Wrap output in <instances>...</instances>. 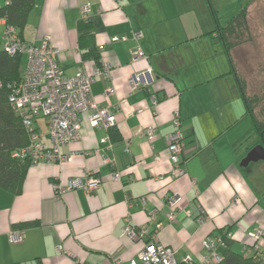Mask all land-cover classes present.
<instances>
[{
  "label": "crops",
  "instance_id": "crops-1",
  "mask_svg": "<svg viewBox=\"0 0 264 264\" xmlns=\"http://www.w3.org/2000/svg\"><path fill=\"white\" fill-rule=\"evenodd\" d=\"M255 1L34 0L20 39L36 45L49 36L67 77L80 67L93 76L97 68L109 66L106 75L94 77L91 94L98 107L114 113L115 126L110 134L111 129L93 127L82 114L80 140L60 148L63 161L30 166L18 195L0 191V264L138 261L149 236L132 240L122 233L127 224L154 233L156 243L175 251L178 263L189 257L199 264L206 255L202 242L225 228L231 229V250L247 255L251 232L264 231V159L243 163L251 124L214 17L224 26L247 6L250 22ZM5 4L0 0V8ZM85 4L91 8L90 47L99 66L83 59L87 49L78 43ZM226 5L232 6V17L225 21L220 13ZM249 27L251 40L243 34L230 52L239 72L245 54L249 62L260 54L253 46L259 39ZM135 32L142 33L138 41ZM138 48L145 58L131 62ZM134 75L144 76L132 88ZM175 112L185 137L181 175L173 171L165 142L174 131ZM36 127L46 133L41 119ZM149 127L155 134L151 141L144 134ZM106 137L109 142L102 143ZM43 141L49 144L46 137ZM88 173L101 182L97 190L54 192V185L84 181ZM114 173L118 180L112 179ZM172 194L180 201L169 222L165 198ZM12 231L23 235L21 243L8 242Z\"/></svg>",
  "mask_w": 264,
  "mask_h": 264
},
{
  "label": "built area",
  "instance_id": "built-area-1",
  "mask_svg": "<svg viewBox=\"0 0 264 264\" xmlns=\"http://www.w3.org/2000/svg\"><path fill=\"white\" fill-rule=\"evenodd\" d=\"M9 0H6V4ZM91 11L90 4L81 6V19L87 20ZM0 46L8 55H24L26 62L22 71L21 81L13 93L8 98L11 108L23 119V125L29 132V145L14 157L28 156L32 160V165L40 161H63L65 157L60 152V148L80 140L81 115L85 114L92 126L98 129L110 130L115 126L114 113L106 108H100L93 100L91 85L94 77L107 74L109 66L96 69L93 76L86 74L83 68H78L75 75L67 77L59 67L56 57L57 49L51 45L49 36H45L36 45H27L22 42L16 30L6 24L4 17H0ZM142 37L141 32L133 34V40L138 41ZM124 38H113V42L124 41ZM145 54L138 48L131 55V62L144 59ZM144 75L133 76L129 83L134 88ZM38 118L45 122L46 133L36 131L34 121ZM174 131L165 138L166 148L169 153V161L173 171L179 175L184 174L181 156L185 150V137L180 130L179 114H173ZM144 134L149 141L154 138V128L145 129ZM46 137L49 145H46L43 138ZM106 137L102 143H108ZM159 161V156L154 157ZM113 180L119 179V174H112ZM101 182L87 174L86 179H69L62 186L54 185V192L57 194L64 191L81 189L85 193L97 190ZM180 197L176 194L165 198V206L168 209L167 219L173 221L176 215L177 204ZM144 203V199L141 200ZM152 219L154 214L151 213ZM161 224H156L155 232ZM122 233L132 240L142 239L149 236V241L138 255V261L132 260L128 264H178L175 259V251L155 242L154 233L149 235L146 227L135 230L127 224L122 229ZM250 236L253 244L247 249L248 253L257 252L264 249V231L255 229ZM232 238V233L227 232L206 238L202 242V248L206 252L203 260L199 264H218L222 255L220 249L225 247V240ZM23 235L20 232H10L8 241L12 244L21 243ZM247 253V254H248ZM186 264H194L189 257L183 260Z\"/></svg>",
  "mask_w": 264,
  "mask_h": 264
},
{
  "label": "trees",
  "instance_id": "trees-1",
  "mask_svg": "<svg viewBox=\"0 0 264 264\" xmlns=\"http://www.w3.org/2000/svg\"><path fill=\"white\" fill-rule=\"evenodd\" d=\"M33 8L34 0H9L4 7L0 8V17H4L6 24L13 27L21 38L27 16ZM246 9L247 6L242 8L224 26L217 24L216 16L214 17V22H216L215 32L224 45L230 65V73L236 81L246 115L251 124L249 136L245 141L250 142L245 150H243V157L256 146H260L264 150V117L260 118L259 113H256L254 105L255 101L258 103V99L254 97L250 98L247 90L248 80L245 75L246 73L250 74V71L246 68L241 72L237 71L230 54L234 47L240 45L242 36H244L243 34H246L247 40H251L249 38L251 30L246 18ZM88 22V19H81L78 23V43L81 49H87L83 55V59H91L99 66V56L94 47H90V45H93V40L91 27ZM22 56L24 55L16 54L10 56L3 50H0V191L13 195L20 194L26 172L32 166V160L28 156L14 157L15 153L21 152V150H24L29 145V132L23 125V118L8 103L9 96L21 81L23 71L21 68ZM245 63L252 66V62L248 60ZM251 70L253 71L251 73L254 74L257 70V65L255 68L253 66ZM259 85L260 82H257L258 87ZM39 119L41 118L36 120ZM36 120L34 121L35 129L36 131H40L36 127ZM111 132L112 128L110 134ZM22 226H27V224ZM230 230V228L219 230L217 231V235L223 236V234L230 232ZM225 244V247L220 251L222 259L218 264H264V249L242 255L231 250V239L225 240ZM178 264L186 263L181 262Z\"/></svg>",
  "mask_w": 264,
  "mask_h": 264
},
{
  "label": "rangeland",
  "instance_id": "rangeland-1",
  "mask_svg": "<svg viewBox=\"0 0 264 264\" xmlns=\"http://www.w3.org/2000/svg\"><path fill=\"white\" fill-rule=\"evenodd\" d=\"M254 12L251 13L253 14L249 25H251V27L253 26L254 29L252 30L254 32V36L257 37L260 41V43H258V41H255L253 46L255 47V54L257 53V51L260 52L259 55H256V58L254 60V62H252V66L247 65L244 62V65L246 69H248V71H250V74L245 75L246 79L248 80V85H247V90H248V94L250 95V98H256L258 99V103H256L255 101V109H256V113H259V117L263 118L264 117V0H256L254 5ZM222 13L221 16L225 19L226 21V16L230 17L232 14H230V12L232 11V6L231 5H226L224 7L221 8ZM232 17V16H231ZM248 19V18H247ZM246 49L248 50L249 48H247L250 45H245ZM250 54V53H249ZM25 58V56H22ZM22 58V63H24L25 59ZM244 58L247 60L248 59V54L244 55ZM257 65V70L253 73L251 68ZM253 74V75H252ZM257 82H260L259 87L257 86ZM43 124H44V120H42ZM49 145V144H48Z\"/></svg>",
  "mask_w": 264,
  "mask_h": 264
},
{
  "label": "water",
  "instance_id": "water-1",
  "mask_svg": "<svg viewBox=\"0 0 264 264\" xmlns=\"http://www.w3.org/2000/svg\"><path fill=\"white\" fill-rule=\"evenodd\" d=\"M262 159H264V150L260 146H256L247 153L243 163L257 162Z\"/></svg>",
  "mask_w": 264,
  "mask_h": 264
}]
</instances>
